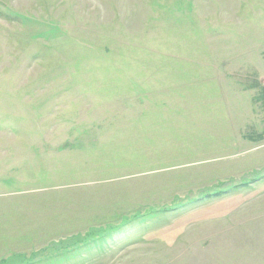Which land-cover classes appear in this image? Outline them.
Returning <instances> with one entry per match:
<instances>
[{
    "label": "rangeland",
    "instance_id": "rangeland-1",
    "mask_svg": "<svg viewBox=\"0 0 264 264\" xmlns=\"http://www.w3.org/2000/svg\"><path fill=\"white\" fill-rule=\"evenodd\" d=\"M262 60L264 0H0V264H264Z\"/></svg>",
    "mask_w": 264,
    "mask_h": 264
},
{
    "label": "crops",
    "instance_id": "crops-1",
    "mask_svg": "<svg viewBox=\"0 0 264 264\" xmlns=\"http://www.w3.org/2000/svg\"><path fill=\"white\" fill-rule=\"evenodd\" d=\"M256 5V3L253 4V6ZM252 6V8H253ZM253 13H256V10H253ZM257 14V13H256ZM263 61V62H262ZM259 62V66L257 65V72L256 73H252L248 70L243 69L242 72V77H244L246 79V81H251V82H256L259 86L264 85V81L262 82L259 77H262V80L264 78V60H262ZM232 66V65H231ZM237 66V73L240 72L238 71L240 68V65H236ZM262 84V85H261ZM264 88V87H263Z\"/></svg>",
    "mask_w": 264,
    "mask_h": 264
}]
</instances>
